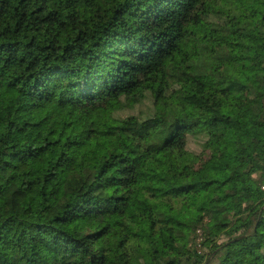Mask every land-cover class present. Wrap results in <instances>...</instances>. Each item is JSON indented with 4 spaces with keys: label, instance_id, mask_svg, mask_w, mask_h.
I'll use <instances>...</instances> for the list:
<instances>
[{
    "label": "trees",
    "instance_id": "16d2710c",
    "mask_svg": "<svg viewBox=\"0 0 264 264\" xmlns=\"http://www.w3.org/2000/svg\"><path fill=\"white\" fill-rule=\"evenodd\" d=\"M0 264H264V0H0Z\"/></svg>",
    "mask_w": 264,
    "mask_h": 264
},
{
    "label": "rangeland",
    "instance_id": "374dc122",
    "mask_svg": "<svg viewBox=\"0 0 264 264\" xmlns=\"http://www.w3.org/2000/svg\"><path fill=\"white\" fill-rule=\"evenodd\" d=\"M253 48L257 51L262 50V43L259 39H255L253 42ZM152 107V103L150 99H147L144 101L142 104L137 105L131 110H126L124 112H121L119 115L120 116H128V115H146L148 111H150V108ZM249 127L255 130H258L259 128L253 124H249ZM260 130V129H259ZM75 133L78 136V140L80 141L81 144V149L82 151L87 154V155H92V154H103L104 153V148L102 146H96V145H90L87 143L86 140V135L85 132L80 128V127H75ZM200 142L198 139L189 137L188 139V150L191 152H194L196 154H200L201 149L199 146ZM225 163L229 164L235 161V156L233 152L232 145L228 144L227 145V151L223 160ZM145 174H149L151 172H160L161 174L165 173V166L162 160L161 155H156L154 156L153 162L149 165L147 169L141 170ZM134 203L140 207V208H145L146 203L143 197L137 193L134 198Z\"/></svg>",
    "mask_w": 264,
    "mask_h": 264
}]
</instances>
